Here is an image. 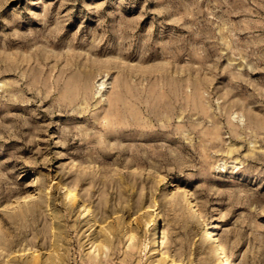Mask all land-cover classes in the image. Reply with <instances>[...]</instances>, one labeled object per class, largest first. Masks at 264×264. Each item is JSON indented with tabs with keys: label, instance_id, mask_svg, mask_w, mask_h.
Listing matches in <instances>:
<instances>
[{
	"label": "rangeland",
	"instance_id": "rangeland-1",
	"mask_svg": "<svg viewBox=\"0 0 264 264\" xmlns=\"http://www.w3.org/2000/svg\"><path fill=\"white\" fill-rule=\"evenodd\" d=\"M190 198L264 264V0H0V264H215Z\"/></svg>",
	"mask_w": 264,
	"mask_h": 264
},
{
	"label": "bare ground",
	"instance_id": "bare-ground-1",
	"mask_svg": "<svg viewBox=\"0 0 264 264\" xmlns=\"http://www.w3.org/2000/svg\"><path fill=\"white\" fill-rule=\"evenodd\" d=\"M63 187H65L63 185ZM68 193L72 196L73 199H76V193L72 188H69ZM25 198V197H24ZM15 206L18 205V202H15ZM187 206L191 208L194 212L196 218L200 220L201 225L205 226L204 231L201 235V241L206 244L212 250V258L215 264H234L233 258L229 252L227 246L222 242V240L217 235L215 231L217 224L215 221L207 222L205 217L202 215L200 209L196 207V203L193 201L192 198L188 199ZM164 235H162L160 239V243L163 244ZM25 249V248H22ZM37 249H34L32 252V264H38V252ZM4 264H9L6 261Z\"/></svg>",
	"mask_w": 264,
	"mask_h": 264
}]
</instances>
